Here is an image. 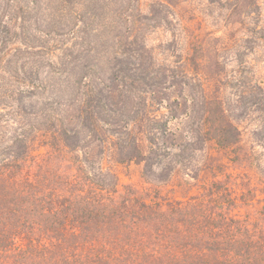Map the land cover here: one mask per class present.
<instances>
[{"label":"trees","instance_id":"obj_1","mask_svg":"<svg viewBox=\"0 0 264 264\" xmlns=\"http://www.w3.org/2000/svg\"><path fill=\"white\" fill-rule=\"evenodd\" d=\"M188 1L0 0V264H264L262 0Z\"/></svg>","mask_w":264,"mask_h":264},{"label":"rangeland","instance_id":"obj_2","mask_svg":"<svg viewBox=\"0 0 264 264\" xmlns=\"http://www.w3.org/2000/svg\"><path fill=\"white\" fill-rule=\"evenodd\" d=\"M188 3L190 7L196 10V19L194 22H200L203 29H218L223 25V15L225 13V9L220 6H209L206 0H189ZM262 24H264V0H262ZM188 4V5H189ZM153 41H158V39L165 40L168 39V33L165 31H157L156 33L151 35ZM249 66L251 70L255 73V75L264 82V47L257 48L252 54L248 56ZM118 173L120 175L121 188L124 185H132L137 192L144 194L146 197H152L154 195L152 186L150 183L146 182L144 178L141 176V166L135 163L119 165L117 167ZM230 172L233 177L231 179V184L234 188V192L236 195L242 193L243 188L241 185L242 176L244 173H251L248 169L243 166L233 164L230 167ZM256 180V177L254 178ZM175 190L179 191L176 192ZM175 191L176 195H180V189L176 187ZM169 189H163V193H168L169 195H173V191ZM260 198L264 197V194L259 196ZM264 202L254 201L253 204L245 205L239 204L236 208L235 212H239L242 215L249 214L251 216L258 215L257 210L261 208Z\"/></svg>","mask_w":264,"mask_h":264}]
</instances>
